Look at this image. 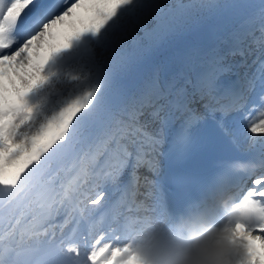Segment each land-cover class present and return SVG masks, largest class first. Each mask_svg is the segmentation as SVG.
I'll list each match as a JSON object with an SVG mask.
<instances>
[{
  "label": "snow or ice",
  "instance_id": "obj_1",
  "mask_svg": "<svg viewBox=\"0 0 264 264\" xmlns=\"http://www.w3.org/2000/svg\"><path fill=\"white\" fill-rule=\"evenodd\" d=\"M202 14L222 19L227 40L183 85L107 98L146 47ZM196 125L225 136L246 129L259 157L175 174L168 186L145 177L152 202L138 203L137 170L158 174V157L184 156ZM221 177L239 190L229 264H264V0H0V264H145L136 226ZM173 190L183 198L169 199Z\"/></svg>",
  "mask_w": 264,
  "mask_h": 264
},
{
  "label": "clouds",
  "instance_id": "obj_2",
  "mask_svg": "<svg viewBox=\"0 0 264 264\" xmlns=\"http://www.w3.org/2000/svg\"><path fill=\"white\" fill-rule=\"evenodd\" d=\"M249 168L259 165H238L236 170ZM221 180L169 215L136 226L132 246L145 264H229L225 236L235 223L239 190L226 177Z\"/></svg>",
  "mask_w": 264,
  "mask_h": 264
},
{
  "label": "bare ground",
  "instance_id": "obj_3",
  "mask_svg": "<svg viewBox=\"0 0 264 264\" xmlns=\"http://www.w3.org/2000/svg\"><path fill=\"white\" fill-rule=\"evenodd\" d=\"M220 33H221V31L217 32L216 29H212V32H211L209 38L205 40L206 42L202 43L201 39H200L196 45L190 47L191 49L190 48L185 49L182 47L183 49H179L178 52L176 50H171V49H173V48H171L172 45L177 44V42L176 43L174 42L177 40V38L172 37V36L167 38L166 40H159L156 43L150 45V49L152 48L153 52H155V54L156 53H162V52H165V53H163L161 58L151 68V70L147 72L146 78L142 81V83L138 87H136L137 89L134 91L132 98L127 102L134 101L136 98H138L140 96V94L142 93V91L144 89H146L147 87H149L153 83L160 85V86H164V87H170V86L178 87V86H180L183 82H185L189 78V73L194 68L195 62L197 64L198 62H200L203 59V57L200 56V54L204 56L205 54L208 53V51H207L208 48L214 49V48L220 47L222 44L226 43L227 36L220 39L218 46H213V44L215 43V41H216L217 37L220 35ZM176 55H178L177 58H176ZM142 58H143V53H140V55L137 56L135 58V60L138 59V61L140 62V60H142ZM175 59H176V63H175ZM176 64H177V66H176ZM121 76H123V72L120 71L116 75V77H115V79H114V81H113V83L109 89L108 97H107L109 100L116 99V97L113 96V94H111V93H114L113 91H116L118 89L119 77H121ZM129 80L130 81L127 83L128 87L134 83V79L132 77ZM159 127H160V125L157 122V123H155L153 130H157ZM230 127H235V126L230 124ZM153 130H151V131H153ZM248 136H249V133L247 132V130L243 129L238 134L231 136V138L235 141V144H237L239 146H245V145L251 143V142H246L248 139ZM166 139L167 138H165V142H166ZM255 146L259 147V144H256ZM146 167L147 166H143L137 170V175L140 177V181H139L140 185L144 183V177L143 176L145 175L146 171L143 169ZM142 173H144V175H142ZM122 179L125 181L128 179V172L125 173V175ZM105 187L107 189L108 196L111 197L112 199L114 197L119 196V193H116L115 190L113 188H111L110 186L106 185ZM140 193H141V190H140ZM154 193H155V190H153V194ZM140 196H143V194L141 193V195H139L138 198ZM141 201H143L146 205L151 204V202H152V200H150L149 198L147 200H140L139 199L137 202L139 203ZM102 204H103V202H102ZM102 213H103V211H100L99 213H97L96 219L99 220L100 217L102 216Z\"/></svg>",
  "mask_w": 264,
  "mask_h": 264
},
{
  "label": "rangeland",
  "instance_id": "obj_4",
  "mask_svg": "<svg viewBox=\"0 0 264 264\" xmlns=\"http://www.w3.org/2000/svg\"><path fill=\"white\" fill-rule=\"evenodd\" d=\"M167 2L175 3L176 0H167ZM190 2L191 0H183V3L186 4ZM220 2H224V0H220ZM212 29H216L217 32L221 31L220 35L217 37L218 40L216 39L215 43L213 44V46H218L220 39L227 36V33L223 28V21L218 16L207 14H202L198 18L188 22L183 27L169 32L160 40H166L171 36L177 38V40L174 41L175 43L177 42V44H174L172 45V47H170L173 48L171 50H176L178 52L179 49H188L196 45L200 39L202 43L206 42L205 40L209 38ZM138 35L143 36V32L138 33ZM212 50L213 49L208 48V53L202 57L205 58ZM141 53H143V58L142 60H140V62L138 61V59H134L121 71L123 72V76L119 77L118 89L116 91H113L114 93H111L116 97V99H120L124 102L129 101L132 98L134 91L137 89L136 87H138L146 78L147 72L151 70V68L158 62V60L165 52L155 54V52H153V49H150V46H148ZM177 57L178 55H176V58ZM195 66L196 62L194 67ZM131 77L134 79V85L132 84L128 87L127 83L130 81L129 79ZM154 125L155 124L150 125V131L153 130ZM144 199L147 200L148 198L144 197ZM149 199L151 200V198Z\"/></svg>",
  "mask_w": 264,
  "mask_h": 264
}]
</instances>
